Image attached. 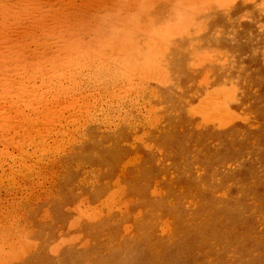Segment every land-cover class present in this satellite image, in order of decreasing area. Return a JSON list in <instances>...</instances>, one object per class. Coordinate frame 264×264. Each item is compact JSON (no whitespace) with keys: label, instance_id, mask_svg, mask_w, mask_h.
Here are the masks:
<instances>
[{"label":"rangeland","instance_id":"374dc122","mask_svg":"<svg viewBox=\"0 0 264 264\" xmlns=\"http://www.w3.org/2000/svg\"><path fill=\"white\" fill-rule=\"evenodd\" d=\"M5 82L0 264H264V0H0Z\"/></svg>","mask_w":264,"mask_h":264},{"label":"bare ground","instance_id":"6f19581e","mask_svg":"<svg viewBox=\"0 0 264 264\" xmlns=\"http://www.w3.org/2000/svg\"><path fill=\"white\" fill-rule=\"evenodd\" d=\"M62 30V29H61ZM53 33V32H52ZM57 34V33H56ZM67 39H69V38H67ZM66 39V40H67ZM121 42V41H120ZM124 44V43H123ZM126 44V43H125ZM149 44V43H148ZM110 45H112V44H110ZM116 45V44H115ZM115 45H112V47L111 46H109V44H107V46L106 47H104V50H102V53H104L105 54V52H103V51H106V54L105 55H107V56H104L102 53H100L99 52V50H98V52L95 54V56L98 54V53H100V54H98L97 56H96V58L94 59V60H96V61H94L93 62V59H89V61H87L85 64H84V66L82 65V69H81V71L82 70H87L88 72H89V77L91 78V76H92V78H93V80L94 81H98L99 83L98 84H100V83H102L103 84V82L105 81V79L107 80V81H110V82H113V83H118V82H121V83H130L129 85L130 86H133V84L131 83L133 80L135 81V79L137 78V76H139L138 77V79H143V80H141V81H143V86H144V88H143V90L145 91V89H146V91H151L152 92V88H151V83H148L147 81H150V82H154V78L156 79V77H158L157 76V68H154V67H152V66H144V64H143V68L140 66V65H138L137 63H136V59H135V57L134 56H132L131 54H130V52H129V46L128 47H126V48H128V49H124V50H121L119 47V45H117V46H115ZM133 47V46H132ZM111 50V51H110ZM101 51V50H100ZM110 51V53H108V52ZM163 51V50H162ZM52 53V52H51ZM108 53V54H107ZM70 55V54H69ZM76 55H78V54H76ZM44 56V55H43ZM68 57V56H67ZM83 57V56H82ZM92 57V56H91ZM84 58V57H83ZM94 58V57H93ZM151 58V57H150ZM69 59V58H68ZM80 59H81V57L79 58V60H77V61H79V64H80ZM204 59V58H203ZM65 60V59H64ZM154 60V59H153ZM160 60V59H159ZM158 60V61H159ZM54 61V60H53ZM70 61V60H69ZM155 62V61H154ZM65 63V62H64ZM62 64V66L63 65H65V64ZM79 64L77 65L76 64V67H79ZM46 65V64H45ZM142 65V64H141ZM60 66V65H59ZM56 67V66H55ZM61 67V66H60ZM65 67V66H64ZM64 67H62L63 69H64ZM67 68H70L69 66H67ZM38 69V68H37ZM49 69V68H48ZM61 69V68H60ZM62 70V69H61ZM40 71V70H39ZM42 72V75H41V73L39 72V74H40V77L42 76V78H43V75H44V77H48L49 78V76L51 75V76H53L51 73H54V72H52L53 70H51L50 72H48V73H50V74H47V69H45L44 71L46 72V75L47 76H45V74H43V70H41ZM68 71H69V69H68ZM79 71V70H78ZM57 72V71H56ZM61 72H63V71H61ZM67 72V71H66ZM58 73V72H57ZM68 73V72H67ZM79 73V72H78ZM160 73V72H159ZM158 73V74H159ZM161 73H163L162 71H161ZM56 74V73H55ZM62 74V73H61ZM60 74V75H61ZM37 76H38V74H36ZM58 75V74H57ZM57 75H55V78H58V76ZM69 75V74H68ZM83 75V74H82ZM33 76H35V75H33ZM50 76V78L52 79V77ZM57 76V77H56ZM64 76H66L64 73H63V75H62V77H64ZM72 77H73V75H71ZM81 76V75H80ZM161 76H164V75H161ZM30 77V76H29ZM32 77V76H31ZM67 77V76H66ZM70 77V76H69ZM68 77V79H71V78H69ZM75 77V76H74ZM74 77H73V79H71V81L72 80H75L76 81V79H74ZM205 77V76H204ZM50 78H49V80H50ZM54 78V77H53ZM76 78V77H75ZM78 78V77H77ZM206 78V77H205ZM5 79H7V78H5ZM27 80H30V78L28 79V78H26ZM44 79V78H43ZM66 79V78H65ZM67 79V80H68ZM48 79H47V81H49ZM59 80V79H58ZM137 80V79H136ZM162 80V79H161ZM44 82V84L46 83L47 85H49L48 84V82ZM56 81H57V79H56ZM91 81V80H90ZM134 81H133V83H134ZM205 81V80H204ZM9 82V81H8ZM74 81H72L71 82V86L73 85V84H78L77 83V81H76V83L74 82ZM166 82V81H165ZM59 83V82H58ZM91 83V82H90ZM136 83V82H135ZM138 83H140L139 81H138ZM25 84H27L28 85V83H24V86H27V85H25ZM96 84V83H95ZM43 85V84H42ZM54 85H55V83H54ZM117 85V84H116ZM121 85V84H120ZM128 85V86H129ZM153 85V84H152ZM0 86H13V84H12V82H11V84L10 83H7V82H5L4 84H2V85H0ZM51 86V85H50ZM70 86V87H71ZM99 86V85H98ZM107 86V85H106ZM119 86V85H118ZM123 86V85H122ZM126 87V86H125ZM7 88V87H6ZM49 88V87H48ZM60 88V87H59ZM116 88H118V87H116ZM5 89V88H4ZM4 89H3V92H5L4 91ZM44 89V88H43ZM8 90V89H7ZM7 90H6V92H7ZM69 90V89H68ZM5 92V93H6ZM9 92V91H8ZM68 92V91H67ZM10 93V92H9ZM20 93H22L23 94V92H20ZM144 93V92H143ZM18 94V93H17ZM134 94V93H133ZM136 94V93H135ZM149 94V93H148ZM4 95V94H3ZM34 95V94H33ZM144 95H146V94H144ZM22 96V95H21ZM35 96V95H34ZM33 96V97H34ZM150 96V95H149ZM7 97V96H6ZM41 97H42V94H41ZM207 97V96H206ZM18 98V97H17ZM209 98V97H208ZM213 98V97H212ZM129 99V98H128ZM230 99V98H229ZM35 100V99H34ZM203 100H204V98H203ZM207 100V99H206ZM210 100V99H209ZM223 100V99H222ZM227 100V99H226ZM211 101V100H210ZM216 101V100H215ZM30 102V101H29ZM33 102V101H32ZM201 102V101H200ZM204 102V101H203ZM212 102V101H211ZM107 104H108V102H107ZM26 105H28V104H26ZM207 105V104H206ZM210 105V104H209ZM27 107V106H26ZM25 107V108H26ZM32 107V106H31ZM151 107V106H150ZM155 107V106H154ZM212 108V107H211ZM107 109V108H106ZM204 109V108H203ZM224 111V110H223ZM226 112V111H225ZM224 112V113H225ZM229 112V111H228ZM225 115V114H224ZM223 115V116H224ZM105 116V115H104ZM219 116V115H218ZM90 118V117H89ZM222 119V118H221ZM35 121V120H34ZM151 122V121H150ZM39 131V130H38ZM35 134V133H34ZM94 214V213H93Z\"/></svg>","mask_w":264,"mask_h":264}]
</instances>
